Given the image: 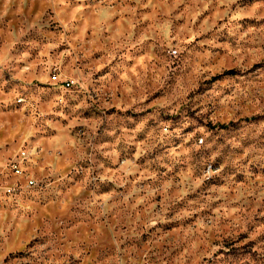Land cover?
I'll use <instances>...</instances> for the list:
<instances>
[{"label":"clouds","instance_id":"obj_1","mask_svg":"<svg viewBox=\"0 0 264 264\" xmlns=\"http://www.w3.org/2000/svg\"><path fill=\"white\" fill-rule=\"evenodd\" d=\"M0 264H264V0H0Z\"/></svg>","mask_w":264,"mask_h":264}]
</instances>
